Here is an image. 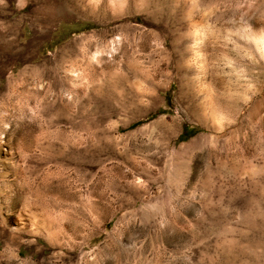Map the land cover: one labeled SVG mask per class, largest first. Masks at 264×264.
Masks as SVG:
<instances>
[{"label": "rangeland", "instance_id": "1", "mask_svg": "<svg viewBox=\"0 0 264 264\" xmlns=\"http://www.w3.org/2000/svg\"><path fill=\"white\" fill-rule=\"evenodd\" d=\"M0 264H264V0H0Z\"/></svg>", "mask_w": 264, "mask_h": 264}]
</instances>
